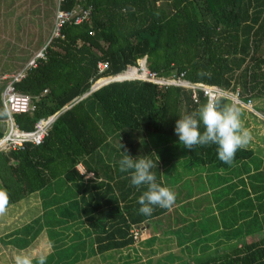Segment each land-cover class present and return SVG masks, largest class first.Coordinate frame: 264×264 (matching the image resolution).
Returning a JSON list of instances; mask_svg holds the SVG:
<instances>
[{
    "label": "trees",
    "instance_id": "obj_1",
    "mask_svg": "<svg viewBox=\"0 0 264 264\" xmlns=\"http://www.w3.org/2000/svg\"><path fill=\"white\" fill-rule=\"evenodd\" d=\"M4 1L9 10L14 8L13 1L0 0L2 26L9 25L2 13ZM78 7L89 10L87 21H67L60 36L51 35L42 46V57L18 58L7 70L23 71L14 89L34 106L12 115L19 131L32 132L37 122L55 115L94 83L98 87L110 78H131L136 69L129 67H137L141 59L160 77L183 74L191 83L237 91L242 101L264 111V0L57 4L60 11ZM32 60L34 65L28 66ZM100 62L108 64L102 73ZM202 71L210 77L198 75ZM4 84L0 139L9 126L1 103ZM190 95L176 86L109 82L60 113L40 145L0 151L6 206L48 189L52 196L46 202H66L76 217L72 220L83 218L92 227L93 250L79 254L71 247L51 264H264V147L255 146L260 137L256 126L263 121L239 107L252 139L237 150L231 164L223 163L217 145L189 150L174 132L181 116L206 103L202 92L197 103ZM218 99L231 105L227 98ZM124 152L153 160L157 183L175 193L170 210L154 206L150 216L139 213L138 199L146 186H133L130 171H120ZM77 164L94 179L84 180ZM148 228L153 236L147 237ZM97 254L99 262H82Z\"/></svg>",
    "mask_w": 264,
    "mask_h": 264
},
{
    "label": "clouds",
    "instance_id": "obj_2",
    "mask_svg": "<svg viewBox=\"0 0 264 264\" xmlns=\"http://www.w3.org/2000/svg\"><path fill=\"white\" fill-rule=\"evenodd\" d=\"M198 75L210 77L211 74L202 71ZM240 115L238 108L221 104L218 98H209L195 111L181 116L175 123L174 132L180 143L189 150L197 145H217L218 159L223 163L231 164L237 150L246 147L252 139L251 132L243 126ZM201 124L204 127L203 132L200 131ZM124 153L125 155L119 162L120 171H130L133 186L137 188L146 186V190L138 199L139 213L150 216L154 206L170 210L176 200L175 193L168 187L157 183L156 175L151 171L155 167L153 160L149 156L133 158L126 152ZM0 201H2L0 213H3L7 204V196L3 190H0ZM45 260L46 257L40 255L38 264H45ZM14 264H33V260L28 255L17 254L14 257Z\"/></svg>",
    "mask_w": 264,
    "mask_h": 264
},
{
    "label": "crops",
    "instance_id": "obj_3",
    "mask_svg": "<svg viewBox=\"0 0 264 264\" xmlns=\"http://www.w3.org/2000/svg\"><path fill=\"white\" fill-rule=\"evenodd\" d=\"M260 138L263 139L261 136ZM78 165L81 164L76 167ZM76 167V171L84 180L94 179L93 175L87 173L84 176ZM51 196L52 193L44 189L5 206L4 212L0 213V246L6 248L9 256H4L12 257L14 262L17 254H25L32 257L34 263L38 262L40 255H44L45 264H51L57 255L67 252L71 247L72 251L79 254L93 250L95 244L92 227L86 224L83 218L72 220L76 217L70 215L72 210L66 202L58 206L46 202ZM148 232L147 237L154 235L152 228H148ZM98 255L97 258H93V255L92 260L86 259L82 262H99L102 256Z\"/></svg>",
    "mask_w": 264,
    "mask_h": 264
},
{
    "label": "built area",
    "instance_id": "obj_4",
    "mask_svg": "<svg viewBox=\"0 0 264 264\" xmlns=\"http://www.w3.org/2000/svg\"><path fill=\"white\" fill-rule=\"evenodd\" d=\"M61 1L62 0H58V4ZM88 19L89 10H80L79 7L73 12L60 11L59 9H57V12L54 17L55 29L53 32V36H60V27L69 20H74V24L78 25L84 20L87 21ZM42 55V52H40L37 56L42 57ZM31 65H34L33 60L29 62L28 66ZM107 67V63L100 62L97 64V69L99 73H102L105 69H107ZM134 69H136V76L125 80H137L148 82L155 84L159 87L176 86L185 88L191 91L190 97L194 103L198 102V91L202 92V96L206 99V101L209 98L224 97L229 99L230 101H232V103L236 105L251 110L250 112H252L264 123V111L255 109L250 100L242 101L239 98L237 91L235 93H231L216 86L191 83L183 78V74L171 77H160L148 70L145 63V59H141V64ZM23 77V71L18 72V74L16 73V75L14 73L12 75L0 76V84L5 83L1 93V103L2 108L6 114V122L9 125L6 134L0 139V151L23 149L25 143H30L34 146L40 145L43 141V138L47 134L50 125L55 119L53 115L46 120L37 122L34 125V130L32 132L25 133L17 129L13 122L12 115L17 113H25L34 109V106L31 104L29 97L16 92L14 89V83L19 82V80ZM83 175L85 176V174ZM90 175L92 176V174Z\"/></svg>",
    "mask_w": 264,
    "mask_h": 264
},
{
    "label": "rangeland",
    "instance_id": "obj_5",
    "mask_svg": "<svg viewBox=\"0 0 264 264\" xmlns=\"http://www.w3.org/2000/svg\"><path fill=\"white\" fill-rule=\"evenodd\" d=\"M11 1H13L14 4V8L11 10H9L7 7L8 4H6L5 1L3 3L2 13L4 19H7V22H9V25H0V76L12 75L14 73L15 75L16 73L18 74L20 71L19 69H14L12 71L7 70L11 69L10 66L12 64L14 65L20 62L17 60L18 58L25 60L26 56L30 54L33 55V58L34 56L37 57L42 46L44 47V44H47L49 37L53 35L55 29L54 15L57 9V0ZM26 62L24 61V64ZM27 63V65H29V62ZM137 64L138 67L141 64V60H139ZM231 104L238 109L240 107H237L236 104L232 103V101ZM252 104L254 105V103ZM246 110L249 111L250 114L254 115L252 112H250L251 110ZM259 110L261 111V108ZM256 127H258L259 134L261 137H263V139L259 137L258 141L256 142L257 145L255 146L264 147V123L259 124ZM251 146L252 148L254 147L253 144ZM76 168L81 174H86L84 168L81 167V165H78ZM87 174L90 175L89 173ZM149 232H151V230H149ZM149 232L147 230L145 233L147 234ZM173 248L174 247L172 246V249ZM7 253L8 252L6 248L0 246V256L8 255ZM0 264H14V262L12 257L4 256L0 257Z\"/></svg>",
    "mask_w": 264,
    "mask_h": 264
},
{
    "label": "water",
    "instance_id": "obj_6",
    "mask_svg": "<svg viewBox=\"0 0 264 264\" xmlns=\"http://www.w3.org/2000/svg\"><path fill=\"white\" fill-rule=\"evenodd\" d=\"M118 75V74H117ZM115 75V76H117ZM112 76V77H115ZM124 80V79H123ZM113 81H120V80H115V78L110 79L109 81H107L106 83H103L101 86L95 87L96 84L94 86H92L88 92H85L84 94H82L81 96H79L78 98L74 99L71 103H69L68 105H66L64 108H62L55 116L54 118H56L57 115H59L60 113H62L64 110H66L67 108H70L73 104H75L76 102H78L79 100H81L82 98L86 97L89 93H91L92 91H95V89H98L99 87H102L103 85H106L109 82H113Z\"/></svg>",
    "mask_w": 264,
    "mask_h": 264
},
{
    "label": "bare ground",
    "instance_id": "obj_7",
    "mask_svg": "<svg viewBox=\"0 0 264 264\" xmlns=\"http://www.w3.org/2000/svg\"><path fill=\"white\" fill-rule=\"evenodd\" d=\"M136 76V74H134L132 77ZM113 79V78H112Z\"/></svg>",
    "mask_w": 264,
    "mask_h": 264
},
{
    "label": "snow or ice",
    "instance_id": "obj_8",
    "mask_svg": "<svg viewBox=\"0 0 264 264\" xmlns=\"http://www.w3.org/2000/svg\"><path fill=\"white\" fill-rule=\"evenodd\" d=\"M0 203H2V201H0Z\"/></svg>",
    "mask_w": 264,
    "mask_h": 264
}]
</instances>
